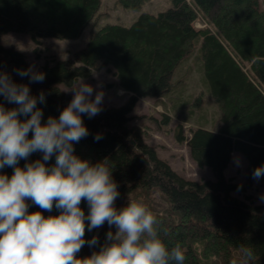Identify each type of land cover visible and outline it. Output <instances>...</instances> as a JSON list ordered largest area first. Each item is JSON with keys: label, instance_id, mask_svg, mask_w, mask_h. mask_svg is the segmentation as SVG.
I'll use <instances>...</instances> for the list:
<instances>
[{"label": "trees", "instance_id": "1", "mask_svg": "<svg viewBox=\"0 0 264 264\" xmlns=\"http://www.w3.org/2000/svg\"><path fill=\"white\" fill-rule=\"evenodd\" d=\"M118 1L139 9L146 0ZM171 1L167 11L142 13L130 25L101 26L73 57L47 61L41 69L45 80L32 83L16 74L17 69L29 67L26 55L4 46L2 37L14 32L29 34L36 42L43 37L77 39L99 13L102 0H0V70L13 81L28 84L32 95L44 93L45 102L38 101L42 122L50 115L58 118L72 99L73 94L59 84L72 87L95 71L113 72L129 100L119 107L104 106L91 119L84 115L89 135L74 144V150L93 163L108 161L120 193L116 207L141 197L139 201L162 221L164 242L170 247L179 243L186 250L185 264H232L234 260L241 264V247L253 249L250 264H264V205L249 192L255 167L264 164V10L259 0ZM197 21L205 26L198 28ZM197 48L220 109L217 127L191 129L188 140L192 160L214 174V179L202 181L180 175L160 158L156 148L144 141V130L131 125L130 115L141 98H167L174 90L175 69ZM97 134L102 137L99 141L94 139ZM178 140L184 137L178 134ZM235 152L248 161L246 183L225 176ZM36 159H42V153L29 157ZM54 161L52 157L47 163L51 166ZM27 162L19 163L23 167ZM0 172L11 176L13 169ZM156 193L171 203L169 210L175 209L177 216L161 212V202L152 200ZM28 203L30 212L37 209ZM81 207L87 214V203L82 201ZM43 214L57 215L59 210L54 207ZM111 230L115 232V227ZM108 231L107 223L86 229V241L97 236L99 243L94 248L86 243L78 256L98 251Z\"/></svg>", "mask_w": 264, "mask_h": 264}, {"label": "clouds", "instance_id": "2", "mask_svg": "<svg viewBox=\"0 0 264 264\" xmlns=\"http://www.w3.org/2000/svg\"><path fill=\"white\" fill-rule=\"evenodd\" d=\"M16 74L32 83L46 78L34 65ZM65 90L73 94L70 102L58 118L50 115L42 122L38 101L45 102L44 93L34 96L28 84L0 71V96L14 105L0 103V169H13L11 176L0 172V264H185L186 250L164 242L162 221L145 203L129 199L116 207L120 193L108 161L93 163L75 153L74 144L89 135L82 117L91 119L102 111L104 93L83 80ZM33 153H42V159L30 161ZM21 160L28 162L21 167ZM235 163L240 166V159ZM252 176L264 177V164L255 167ZM29 201L36 210L29 211ZM54 207L59 214H43ZM105 223L109 231L104 244L89 256H78L86 243L92 248L99 243L97 236L86 241V229ZM253 257L252 248L241 247V264Z\"/></svg>", "mask_w": 264, "mask_h": 264}, {"label": "rangeland", "instance_id": "3", "mask_svg": "<svg viewBox=\"0 0 264 264\" xmlns=\"http://www.w3.org/2000/svg\"><path fill=\"white\" fill-rule=\"evenodd\" d=\"M171 7V0H146L139 9L126 8L118 0H102L99 13L77 39L43 37L36 42L29 34L10 32L5 34L1 41L4 46L21 51L26 55L28 65H34L41 71L43 65L52 58L73 57L74 53L86 46L91 33L105 24L130 25L142 13L158 14ZM259 8L264 10V0H259ZM203 24L202 21L196 22L198 28L204 27ZM199 44L200 41L197 42L198 47ZM198 51V48L195 49L193 55L183 60L175 69L172 76L174 90L167 98H141L130 115L131 125L144 130V141L156 148L160 158L166 160L180 175L191 180L202 181L214 179V174L210 168H200L192 160L188 140L191 129L198 126L209 129L217 127L220 109L218 102L210 93L203 63L197 58ZM82 80L92 85L95 91L104 93L102 107H119L129 100L130 95L117 86V79L113 72L95 71L92 77ZM59 87L72 94L71 91L65 90L71 87L62 84H59ZM0 103H3L5 107L10 105L2 96H0ZM165 115L169 117L167 120H164ZM178 134L184 137L183 141L178 140ZM236 158L240 159V166L236 165ZM249 170L246 158L235 152L225 170V176L246 183ZM252 186L249 192L256 197L258 203L264 205V202L260 201V196L264 195V177L259 180L253 179ZM153 198V201L161 202V212H172L177 216L175 209L169 210L171 203L167 199H162L159 193L154 194ZM243 264L250 263L244 261Z\"/></svg>", "mask_w": 264, "mask_h": 264}]
</instances>
